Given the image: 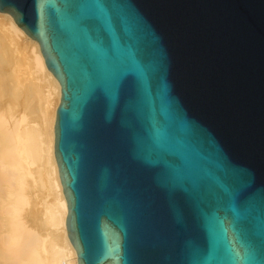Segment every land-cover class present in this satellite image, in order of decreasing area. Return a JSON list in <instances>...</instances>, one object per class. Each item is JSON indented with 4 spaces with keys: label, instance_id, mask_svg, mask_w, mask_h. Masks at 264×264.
<instances>
[{
    "label": "water",
    "instance_id": "1",
    "mask_svg": "<svg viewBox=\"0 0 264 264\" xmlns=\"http://www.w3.org/2000/svg\"><path fill=\"white\" fill-rule=\"evenodd\" d=\"M60 86L77 264H264V0H0Z\"/></svg>",
    "mask_w": 264,
    "mask_h": 264
},
{
    "label": "bare ground",
    "instance_id": "2",
    "mask_svg": "<svg viewBox=\"0 0 264 264\" xmlns=\"http://www.w3.org/2000/svg\"><path fill=\"white\" fill-rule=\"evenodd\" d=\"M15 48L27 52L32 67L25 77L16 74L13 83L0 76V264H77L53 147L60 86L38 43L0 13L4 69H10ZM41 229L51 230L53 244Z\"/></svg>",
    "mask_w": 264,
    "mask_h": 264
},
{
    "label": "rangeland",
    "instance_id": "3",
    "mask_svg": "<svg viewBox=\"0 0 264 264\" xmlns=\"http://www.w3.org/2000/svg\"><path fill=\"white\" fill-rule=\"evenodd\" d=\"M11 57H12V61H11V63H9L11 65L9 70L6 68L4 69V67H6L4 62L1 63V65H0V76L3 78H6V80H9L10 83H13V81L15 79V75L18 74L20 78H22V76L25 77L26 73H28L31 70L32 64H31V61H29V59H28L27 52L23 48H18V49L15 48V50H12ZM11 79H12V81H11ZM12 86H13V84H12ZM35 110H36V108H35ZM44 205L45 204L37 203L36 207L38 209L42 210L41 207L44 208ZM42 217L45 218L44 215H42ZM41 231L45 235L46 241L53 244L55 237L53 234L50 233L51 230L48 231L47 229H41Z\"/></svg>",
    "mask_w": 264,
    "mask_h": 264
}]
</instances>
